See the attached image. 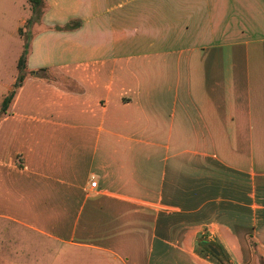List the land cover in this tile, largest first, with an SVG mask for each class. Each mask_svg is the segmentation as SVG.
<instances>
[{
  "label": "crops",
  "instance_id": "1",
  "mask_svg": "<svg viewBox=\"0 0 264 264\" xmlns=\"http://www.w3.org/2000/svg\"><path fill=\"white\" fill-rule=\"evenodd\" d=\"M44 3L27 28V1L0 0L31 34L0 222L52 264H264V0Z\"/></svg>",
  "mask_w": 264,
  "mask_h": 264
},
{
  "label": "rangeland",
  "instance_id": "2",
  "mask_svg": "<svg viewBox=\"0 0 264 264\" xmlns=\"http://www.w3.org/2000/svg\"><path fill=\"white\" fill-rule=\"evenodd\" d=\"M30 35L22 31L18 38L15 22L0 21V115L3 99L14 89L17 64ZM55 77L60 79L59 75ZM55 250L45 238L0 222V264H52Z\"/></svg>",
  "mask_w": 264,
  "mask_h": 264
},
{
  "label": "trees",
  "instance_id": "3",
  "mask_svg": "<svg viewBox=\"0 0 264 264\" xmlns=\"http://www.w3.org/2000/svg\"><path fill=\"white\" fill-rule=\"evenodd\" d=\"M27 3L30 6L32 15L31 18L27 21L26 27L29 28L32 25H34L35 23H37L41 17L42 11L45 7V3L44 0H26ZM77 24L75 22L71 23V24H67L66 26L62 28H57V30H69L72 29L76 26ZM20 35L22 33V30L19 31ZM28 48H29V40L28 38L26 39V43L24 44V49L23 52L19 58L18 64H17V71H18V75L16 77L15 83H14V89L11 92V95L9 97H5L2 101V112L1 113H5L7 108H8V104L11 103L16 90L21 86L22 82L24 81V79L26 78L27 71H26V58L28 57ZM31 76H34L36 78L42 79L44 81H48V82H52L53 81V76L47 75L46 71L41 70V71H34V72H30ZM61 81H67L66 78L60 76ZM209 254L211 255L210 258H212L217 264H231L228 257L226 256V254L224 252H222V250L219 251L218 255H214L212 253L209 252Z\"/></svg>",
  "mask_w": 264,
  "mask_h": 264
},
{
  "label": "water",
  "instance_id": "4",
  "mask_svg": "<svg viewBox=\"0 0 264 264\" xmlns=\"http://www.w3.org/2000/svg\"><path fill=\"white\" fill-rule=\"evenodd\" d=\"M208 249H209V250L211 251V253L214 254V255H218V254H219L218 251H217L214 247H212V246H209Z\"/></svg>",
  "mask_w": 264,
  "mask_h": 264
},
{
  "label": "built area",
  "instance_id": "5",
  "mask_svg": "<svg viewBox=\"0 0 264 264\" xmlns=\"http://www.w3.org/2000/svg\"><path fill=\"white\" fill-rule=\"evenodd\" d=\"M96 184H97L96 181L91 182V184H90L91 188H95Z\"/></svg>",
  "mask_w": 264,
  "mask_h": 264
}]
</instances>
